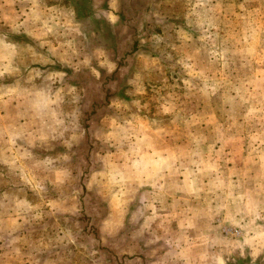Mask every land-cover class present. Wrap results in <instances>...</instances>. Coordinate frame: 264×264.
Returning a JSON list of instances; mask_svg holds the SVG:
<instances>
[{
  "label": "rangeland",
  "instance_id": "1",
  "mask_svg": "<svg viewBox=\"0 0 264 264\" xmlns=\"http://www.w3.org/2000/svg\"><path fill=\"white\" fill-rule=\"evenodd\" d=\"M0 264H264V0H0Z\"/></svg>",
  "mask_w": 264,
  "mask_h": 264
},
{
  "label": "crops",
  "instance_id": "2",
  "mask_svg": "<svg viewBox=\"0 0 264 264\" xmlns=\"http://www.w3.org/2000/svg\"><path fill=\"white\" fill-rule=\"evenodd\" d=\"M103 143H104V142H103ZM107 149H109V148H107ZM113 149H114V148H111V151H110V152H113ZM109 150H110V149H109ZM144 187H145V186H144ZM144 187H143V188H144Z\"/></svg>",
  "mask_w": 264,
  "mask_h": 264
}]
</instances>
